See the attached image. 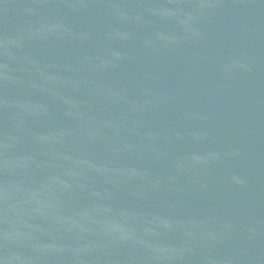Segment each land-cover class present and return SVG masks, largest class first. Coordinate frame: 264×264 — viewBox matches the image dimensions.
Segmentation results:
<instances>
[{
	"label": "water",
	"instance_id": "1",
	"mask_svg": "<svg viewBox=\"0 0 264 264\" xmlns=\"http://www.w3.org/2000/svg\"><path fill=\"white\" fill-rule=\"evenodd\" d=\"M0 264H14L0 239Z\"/></svg>",
	"mask_w": 264,
	"mask_h": 264
}]
</instances>
